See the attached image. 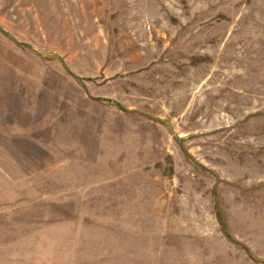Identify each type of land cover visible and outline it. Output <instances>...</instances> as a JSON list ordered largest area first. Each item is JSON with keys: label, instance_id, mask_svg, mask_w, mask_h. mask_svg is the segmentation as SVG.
<instances>
[{"label": "rangeland", "instance_id": "rangeland-1", "mask_svg": "<svg viewBox=\"0 0 264 264\" xmlns=\"http://www.w3.org/2000/svg\"><path fill=\"white\" fill-rule=\"evenodd\" d=\"M0 264H264V0H0Z\"/></svg>", "mask_w": 264, "mask_h": 264}, {"label": "trees", "instance_id": "trees-1", "mask_svg": "<svg viewBox=\"0 0 264 264\" xmlns=\"http://www.w3.org/2000/svg\"><path fill=\"white\" fill-rule=\"evenodd\" d=\"M229 237H231V236H229Z\"/></svg>", "mask_w": 264, "mask_h": 264}]
</instances>
